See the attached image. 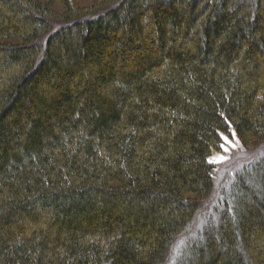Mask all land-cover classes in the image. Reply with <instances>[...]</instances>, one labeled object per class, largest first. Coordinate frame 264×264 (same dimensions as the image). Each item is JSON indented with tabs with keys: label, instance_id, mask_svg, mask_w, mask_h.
Segmentation results:
<instances>
[{
	"label": "trees",
	"instance_id": "16d2710c",
	"mask_svg": "<svg viewBox=\"0 0 264 264\" xmlns=\"http://www.w3.org/2000/svg\"><path fill=\"white\" fill-rule=\"evenodd\" d=\"M77 2L0 0V264H264V155L170 259L264 143V0Z\"/></svg>",
	"mask_w": 264,
	"mask_h": 264
},
{
	"label": "rangeland",
	"instance_id": "374dc122",
	"mask_svg": "<svg viewBox=\"0 0 264 264\" xmlns=\"http://www.w3.org/2000/svg\"><path fill=\"white\" fill-rule=\"evenodd\" d=\"M101 1L78 0L77 5L87 7ZM55 10L62 12L64 9L61 5H58ZM221 135L222 143L218 150L214 149L209 157V161L215 165L213 193L202 201L190 229L176 241L170 259L178 253L185 241L195 237L204 227L206 221L214 216V212L221 202L223 192L232 184L240 169L264 155V143L262 142L246 146L240 141L233 129L230 133L222 132ZM165 264H170L169 260Z\"/></svg>",
	"mask_w": 264,
	"mask_h": 264
},
{
	"label": "snow or ice",
	"instance_id": "6c2138e0",
	"mask_svg": "<svg viewBox=\"0 0 264 264\" xmlns=\"http://www.w3.org/2000/svg\"><path fill=\"white\" fill-rule=\"evenodd\" d=\"M225 139H227V138H225Z\"/></svg>",
	"mask_w": 264,
	"mask_h": 264
}]
</instances>
